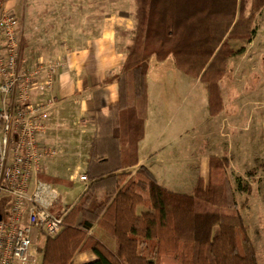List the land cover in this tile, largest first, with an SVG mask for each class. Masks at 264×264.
Segmentation results:
<instances>
[{
  "label": "trees",
  "instance_id": "16d2710c",
  "mask_svg": "<svg viewBox=\"0 0 264 264\" xmlns=\"http://www.w3.org/2000/svg\"><path fill=\"white\" fill-rule=\"evenodd\" d=\"M133 1L126 59L102 82H116L118 98L106 110H95L87 155V178L102 184L96 202L108 200L107 184L117 193L102 214L73 205L61 231L38 247L39 264H258L242 214L248 199L239 206L227 151L209 157L208 177L199 175L192 193L162 185L145 165L127 169L138 164L145 136L151 60L172 57L177 69L198 78L207 88L208 113L219 115L226 106L222 80L231 58L253 40L264 0ZM37 177L63 183L44 171ZM238 187L252 191L250 183ZM86 250L97 258L75 263L76 253Z\"/></svg>",
  "mask_w": 264,
  "mask_h": 264
},
{
  "label": "crops",
  "instance_id": "0c3cea01",
  "mask_svg": "<svg viewBox=\"0 0 264 264\" xmlns=\"http://www.w3.org/2000/svg\"><path fill=\"white\" fill-rule=\"evenodd\" d=\"M19 1L3 0L0 4L15 13L14 9L20 7ZM22 2L27 6L41 7L43 11L48 8L61 9L59 14L52 10L47 21L44 17L42 22L39 19L31 22L25 13L19 15L23 34V57L30 63L44 56L59 57L65 62V67L55 82L58 100L50 112L48 128L41 135L42 142L58 149L55 157L44 161L43 171L49 176L63 179V183L56 184L59 196L51 211L54 214H67L76 204L102 214L116 195V186L105 185L108 200L99 205L94 199V193L101 188L99 181L89 178L83 180L81 176L86 175L87 155L96 130L93 114L98 108L106 110L118 98V84L113 82L103 85L102 82L107 75L118 72L126 59V49L135 26L134 1L131 0L132 4L127 0ZM107 9L110 10L109 13ZM38 14L41 16L40 10ZM126 33L129 39L123 45L127 38ZM50 94L51 91L45 89L35 94L34 98H43ZM158 94L164 96V92L160 90ZM151 102L148 81V118L145 136L138 147L139 162L127 170L135 171L139 166L145 165L162 185L176 192L192 193L198 176L208 177L210 156L206 173L200 171L194 182L188 183L182 179L179 171L184 170L185 162H179V157L171 150L165 153V148L171 145V141H163L166 128L163 131L160 128V110L153 118ZM70 144H73L75 150L70 148ZM73 151L80 154H72ZM78 157H82L83 161L79 162ZM171 168L178 169L177 178H170ZM190 185L191 189L188 190ZM35 238L39 241L41 236ZM96 258L94 252L86 250L77 252L74 261L81 263Z\"/></svg>",
  "mask_w": 264,
  "mask_h": 264
},
{
  "label": "rangeland",
  "instance_id": "374dc122",
  "mask_svg": "<svg viewBox=\"0 0 264 264\" xmlns=\"http://www.w3.org/2000/svg\"><path fill=\"white\" fill-rule=\"evenodd\" d=\"M127 1L132 4L131 0ZM19 6L14 9L16 14L13 13L19 17L20 27V14L25 13L31 22L37 19L42 22L44 17L47 21L52 10L61 13L59 8L43 11L41 7L24 5L22 0ZM255 28L253 40L247 44L245 51L231 58L229 71L222 80L226 106L216 118L208 113L206 85L177 69L172 57L161 62L152 59L148 81L152 116L154 118L160 110V128L162 131L166 128L163 141H171L165 153L171 150L179 157V162H185L184 170L179 171L182 179L190 183L196 180L200 171L206 173L209 156H221L224 151L230 155L229 174L233 191L239 206L248 199L242 214L258 264H264V10L258 15ZM126 35L123 45L129 39L128 33ZM40 59L47 62L62 58L44 56L33 63L26 60V63L33 65ZM159 90L164 92L163 97L158 94ZM72 145L70 148L75 150ZM77 160L83 161L82 157ZM176 171L178 169H170L171 179L177 178ZM240 182L252 185L250 194L239 190ZM37 239L35 246L38 248L43 245L45 237L41 236L39 241ZM166 264H170V261Z\"/></svg>",
  "mask_w": 264,
  "mask_h": 264
},
{
  "label": "built area",
  "instance_id": "2783aa9c",
  "mask_svg": "<svg viewBox=\"0 0 264 264\" xmlns=\"http://www.w3.org/2000/svg\"><path fill=\"white\" fill-rule=\"evenodd\" d=\"M22 35L19 17L0 4V264H38L35 237L58 234L66 215L51 211L56 185L37 177L44 161L58 154L41 135L58 100L55 81L65 62L27 64ZM45 89L51 94L34 98Z\"/></svg>",
  "mask_w": 264,
  "mask_h": 264
},
{
  "label": "water",
  "instance_id": "95a60500",
  "mask_svg": "<svg viewBox=\"0 0 264 264\" xmlns=\"http://www.w3.org/2000/svg\"><path fill=\"white\" fill-rule=\"evenodd\" d=\"M0 218H1V214H0Z\"/></svg>",
  "mask_w": 264,
  "mask_h": 264
}]
</instances>
